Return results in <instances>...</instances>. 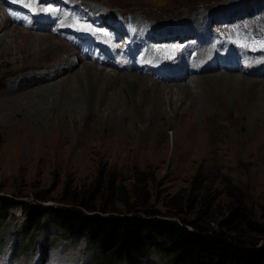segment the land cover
I'll return each instance as SVG.
<instances>
[{"label":"rangeland","instance_id":"1","mask_svg":"<svg viewBox=\"0 0 264 264\" xmlns=\"http://www.w3.org/2000/svg\"><path fill=\"white\" fill-rule=\"evenodd\" d=\"M74 1L88 6L92 12L97 13L95 20H101V13L131 15L144 20L150 24L151 29L162 35L184 34L186 28L196 29L194 25L200 28L206 25L211 28L215 20L224 21L227 18L228 24L220 22L214 30L221 32L226 29L228 33L232 31L230 33L237 34L245 32L249 39L264 36V0ZM3 2L4 0H0V24L5 19L8 20L2 12ZM15 2L21 8L24 4L29 8L34 1ZM249 7L254 12L252 18L245 16ZM12 12L14 17L7 23L6 30L0 33L1 51L6 43L5 49L14 47L15 38L7 36V31L12 27H17L15 30L18 33L30 32L33 35L47 36L48 42L55 44L56 49L52 46L46 53L41 51L42 60L37 63L31 62V58L28 57L22 63L0 67V103L2 102L0 108H9L11 103L19 102L25 97L28 99L37 94L41 95L44 91L53 94H60L66 90H71V94L77 91L74 81L82 74L81 64H93L89 62L92 56L88 54L87 57L78 50L74 51L70 43V40H74L72 38L53 37L46 32L30 31L21 23L22 20L25 21L27 15L23 8ZM74 16L79 20L89 18L80 7H76ZM190 22L194 24L188 26ZM124 37L126 36L122 33L119 41L122 46L125 45ZM16 42L19 43V40ZM195 50L196 44L189 43L163 50L162 54L168 55L172 62L178 64H187L190 62L189 59L202 63L204 51L196 56ZM69 51L86 57L85 61H80L69 73L45 81L44 85L41 80L37 82L34 79L30 82L29 78L23 85H9L8 80L25 75L28 69L37 70L54 66L57 60H63ZM116 55H119L118 52H112L113 59ZM161 59L160 63H164L165 59ZM113 65L109 66L111 68L102 66L100 68H104L111 75H123ZM128 72L138 74L134 71ZM178 74L184 76V80L168 83L157 81L159 83L156 84L174 86L172 100L177 108L179 106L187 109L190 104L194 106L196 104L198 107L208 109L216 120L209 122L206 129H199V123L188 127L181 118L173 116V110L167 105L164 111L169 118L160 122L155 117L149 118V115L145 116L132 107H126L122 102L124 97L119 93L122 91L121 88L114 86V89L108 92L118 93L117 106L120 108L112 107L113 109L109 111L102 109L87 120L82 114L81 118L77 119L76 127L73 126L74 129L71 123L65 124L62 117L61 121H58L55 114L47 117V113L44 114V120L46 119L44 129L31 126L25 121L19 125L15 124L16 127L12 125L16 123L14 121L8 129L0 128V196L24 203L27 208L36 204L60 207L86 203L115 215L126 214L128 211L141 216L145 215L146 211L157 212L165 216L162 218L166 220L182 218L194 221L208 230L224 232L245 241L261 240L260 243H263L264 235L262 237L257 231L250 230L243 224L244 220H250L264 229V154L254 153L252 151L254 143H251L255 140L257 127L248 120L247 115L244 121H241L242 118L234 121L237 112L232 111L229 105H226L227 111L225 107H220L217 101L221 98L225 101L226 96L221 95L223 91L233 88L246 90L248 84L244 85V81H261L264 78H257L255 75L258 74H252L250 71L245 74L210 71L185 75L181 70ZM237 80L240 83L236 84ZM18 86L22 93L9 96V89ZM122 87L126 92L127 88L124 85ZM208 98L213 100L210 101ZM177 99L181 100L178 102ZM48 119L50 120L47 121ZM94 128L97 129L100 140L93 136L88 139V145L100 153L88 154L84 148L89 147L85 145L87 144L85 136L88 131L94 132ZM219 136H225V142L219 143ZM231 136L234 138L231 144L233 147L227 143L232 140ZM108 138L111 141L106 144ZM117 138H120L119 141H116ZM216 144H224L222 156L217 157V150L209 151ZM257 144L258 147L264 145L263 134L260 141L255 144L256 148ZM120 148L124 149V152L118 156L116 152H119ZM228 149L235 150V158L229 155ZM101 152H104V156ZM1 217L0 213V219ZM45 219L46 217L39 227L29 230L25 226V209L21 206L10 209L5 219L0 220V264L101 263L99 255L87 246L84 239L74 242L66 239L57 228L47 225ZM137 264L171 262L166 256L151 251Z\"/></svg>","mask_w":264,"mask_h":264},{"label":"bare ground","instance_id":"2","mask_svg":"<svg viewBox=\"0 0 264 264\" xmlns=\"http://www.w3.org/2000/svg\"><path fill=\"white\" fill-rule=\"evenodd\" d=\"M8 22H9V20L5 19L4 22L0 24V33L2 31L6 30L5 28H6ZM9 26H11V25H9ZM16 28L17 27H12L7 31V36L10 35V37L13 36L15 38L14 47H12L11 49L8 50V49H5L7 43L4 44L3 50L2 51L0 50V67L1 66L4 67V66H8V65H14L17 62L22 63L28 57L31 58V62H33V63L40 62L42 60V57H40V56H42L41 51L42 52L45 51V53H46V51H47V49H49V47L53 46L55 48V46H54L55 44L48 42L47 36L36 35L35 34L36 31L34 33L35 35L30 34V32H28L26 34L25 33L22 34L20 32L18 33L15 30ZM3 39L4 38H2V40ZM18 40H19V43L16 42ZM4 41H3V43H4ZM46 43H47V45H46ZM45 45L47 48L44 47ZM40 46H41V48H40ZM108 46L110 47L112 52H117L115 46L112 43H108ZM14 53H16L17 56ZM55 59H56V57H55ZM85 59H86V57L79 56L78 54H75L74 52L69 51V54H66V56L61 61H58L59 60L58 59L57 63L55 65L53 64L54 66L49 67V68L37 69V70H33L32 68L28 69V70H26L25 75H20V77H19V75L16 77H13L12 79L8 80V83H9V85H23L24 83H26L24 81H26L27 78H29L30 82H32V80L34 81V79H36L37 82H39L41 80V81H43V85H44V83H46L45 81L52 80V79L60 76L63 73H66V74L69 73L74 68H76V66H78V63L80 61L83 62V61H85ZM120 59H121L120 56L116 55L113 60H120ZM189 60H191V59H189ZM31 62H30V65H31ZM54 62H56V61H54ZM95 63L102 64L101 61H98L96 59L93 60V64H95ZM93 64H89V63H82L81 64L82 74L79 77H76V80L74 81V84L77 86L78 89H77V91L73 92L72 94H71V90L70 91L66 90V92L63 91L60 94H53L52 92L47 93L46 91H44L43 94H41V95L37 94L35 97L28 98V99H26V97H25L24 99H21L19 102L11 103L12 105H11V107L9 105V108H6V109L0 108V110H2V111H0V128L1 129L2 128L8 129V127L11 126L10 124L12 122L14 123V121L16 122V123L12 124L14 126H15V124L19 125V123H22V121H25V123H30L31 126H35V127L37 126V127H41V129H44L43 127L46 125V121H45L46 119L44 120V114L45 113L48 114L47 117H49V115L53 116L55 114L58 121H61V119H62L65 124L71 123L72 127H73V126H75L78 117H80V115H82V114H84V116L86 118L85 120H87L90 116L95 115L96 112L97 113L101 112L102 109L105 111H109V110L113 109L112 107L120 108L117 106L118 93L117 92L112 93L113 92L112 91L111 94H109V92H108V90L112 89L114 86H118L121 88L122 91L121 92L119 91V93H121V95L124 97V101H122V102H124L126 107L127 106L132 107L133 110L139 111L143 115L145 114V116L149 115L150 116L149 118L155 117L159 120V122L162 119L166 120L167 118H169V117H167L166 112L164 111L166 109V108L164 109L165 105H167L170 108V110H173V116L174 117L181 118L183 123L187 124L188 127H190V128H191V126L195 125L196 123H199L200 124L199 129H203V128L206 129L209 122L216 120L215 118H213L211 116L212 114H210L207 111L208 109H206L205 107L204 108L198 107V106H196V104H195V106L190 104V106L187 107V109L179 108V106H178V108L175 107L173 104V100H172V96L174 94L173 93L174 92L173 91L174 86H164V85L161 86V85L156 84L159 82H166V83L175 82L176 78H173V80H167L164 78H154V80H151V79L149 80V78L147 79V77L143 76V75H150V73L148 71L138 70L137 69L138 65L136 67L135 65H130V63H128V62H125V65H124L125 69L123 72H121L122 70H119V71L117 70L119 73H123V75H118V74L111 75L104 68H100L101 66L96 67ZM258 64H259L258 61H255L252 63L254 68L257 67ZM110 65L112 66L111 61H108L105 64V66H110ZM113 66L115 67V69H117L115 65H113ZM132 66H134V67H132ZM128 71H137L138 74L128 72ZM21 74H22V72H21ZM23 76H28V77H23ZM255 76H258L257 78H264V73L260 72L258 75H255ZM192 77H194V76H192ZM211 78H213V77H211ZM199 79H201V78H199ZM151 81H153V82H151ZM157 81H159V82H157ZM244 82H245L244 85L248 84L246 90H243L241 88H233L231 90H226V92L223 91L221 95L226 96L225 101L222 98L218 99L217 104L220 107H225L226 110H227L226 105H229L231 107L230 109L232 111L237 112V116H234V119H233L234 121L239 120V118H242L241 121H244L245 120L244 117H246V115L248 116V118H249L248 120H250L251 123L253 122L254 125L257 127V131L254 134L255 140H253L251 142L252 144L254 143L252 146L253 147L252 151L254 153L259 152V153L264 154V145L258 147V144H257L256 145L257 148L255 147V144L258 143V141H260L262 134L264 135V80H261V81L260 80H251L249 82L248 81H244ZM237 83H240L239 80L236 81V84ZM40 84H42V83H40ZM210 84H212V82ZM218 84H220V83H218ZM123 85L127 88L126 92H128V93L125 92L124 88L122 87ZM221 86H222V83H221ZM28 87H30V85L27 86V88ZM18 88H19V86L17 88L13 87L11 90L9 89L8 95L10 96V95H16V94L22 93L18 90ZM27 88H25V89H27ZM166 90H167V92H165ZM35 92H36V90H35ZM50 95L52 96L51 98L48 97ZM9 100H10V98H9ZM23 100H26V101H23ZM179 100H181V99H179ZM179 100H178V102H179ZM209 100L212 101L213 99H209ZM201 103H203V102H201ZM211 104H213V103L211 102ZM210 112H211V110H210ZM49 120L50 119H48L47 121H49ZM175 120H176V118H175ZM81 124H83V123H81ZM150 124H151V121H150ZM155 125L156 124H154V127H156ZM158 125H159V123H158ZM96 128H94L95 129L94 132H92V131L87 132V134L85 136L87 138V142H86L87 144H85V145L89 146L88 145V142H89L88 139H91L93 136L96 137L97 140H100V135L98 134ZM26 129H28V128H26ZM73 129H74V127H73ZM160 133H162V132H160ZM58 136H60V135H58ZM231 137H232V140L227 142V143H230V145L234 142L233 136H231ZM245 138H247V137H245ZM119 139L117 138L116 141H119ZM110 141L111 140L108 138V140H106V144H108ZM113 141H114V139H113ZM223 141L225 142V136H221L219 138V143L223 142ZM223 145L222 144H218V145L216 144L215 146L211 145L212 148H210L209 151L217 150V157L222 156L223 153L221 150H225V148H224L225 146L223 147ZM84 148L86 149V152L88 154H91L93 152L96 154L100 153L99 150L91 149V146H89L87 148L84 147ZM123 152H124V149L120 148L119 152H116V155L119 156ZM207 152H208V149H207ZM227 152H229L230 153L229 155H231L232 157H234L236 155V152L234 149H228ZM102 153L104 156V152H101V154Z\"/></svg>","mask_w":264,"mask_h":264},{"label":"trees","instance_id":"3","mask_svg":"<svg viewBox=\"0 0 264 264\" xmlns=\"http://www.w3.org/2000/svg\"><path fill=\"white\" fill-rule=\"evenodd\" d=\"M18 206L25 209L29 230L39 227L46 217V224L57 228L66 239H84L99 255L100 264H137L151 251L166 256L171 264H264V241H245L182 218L166 220L157 212L115 215L86 203L27 208L24 203L0 196V220ZM243 224L263 237L264 229L256 223L244 220Z\"/></svg>","mask_w":264,"mask_h":264}]
</instances>
